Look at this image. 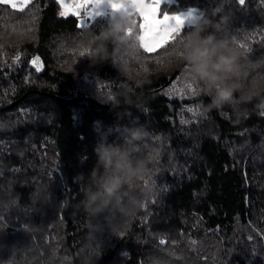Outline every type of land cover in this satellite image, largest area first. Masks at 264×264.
Segmentation results:
<instances>
[{
    "label": "trees",
    "instance_id": "16d2710c",
    "mask_svg": "<svg viewBox=\"0 0 264 264\" xmlns=\"http://www.w3.org/2000/svg\"><path fill=\"white\" fill-rule=\"evenodd\" d=\"M34 6L31 43L18 51L17 37L0 38V144L46 143L58 174L1 181L0 264H264V83L246 102L217 108L181 66L163 67L171 46L131 58L142 80L121 76L79 44L112 17L84 29L58 14V0ZM188 6L229 17L227 34L252 63L248 81H264V0H174L162 11ZM37 54L41 75L30 67ZM130 129L143 135L129 150L159 158L127 185L148 194L130 213L91 217L81 200L96 176L95 148L125 144ZM182 250L186 259L174 257Z\"/></svg>",
    "mask_w": 264,
    "mask_h": 264
},
{
    "label": "clouds",
    "instance_id": "9594fccd",
    "mask_svg": "<svg viewBox=\"0 0 264 264\" xmlns=\"http://www.w3.org/2000/svg\"><path fill=\"white\" fill-rule=\"evenodd\" d=\"M216 9L203 13L193 31L179 41L163 64L166 70L181 66L185 76L200 84L210 103L222 108L229 104H240L248 98L259 95L264 81H248L252 63L245 61L241 50L227 34L229 17L222 21L215 19ZM134 28L132 18L118 12L98 33L81 36L82 47H92L91 62L95 64L111 60L121 76H133L132 57H141V50L135 37L126 35L128 28ZM216 33H222L219 38ZM110 48L112 51L110 52ZM116 50L120 55L116 56ZM177 52L180 55H177ZM142 129H130L125 144L99 143L95 148V178L85 186L81 205L91 217L116 213L127 214L134 210L147 189L130 191L129 181L138 182L148 173V160L140 153H133L127 147L142 137ZM129 191L127 197L122 193Z\"/></svg>",
    "mask_w": 264,
    "mask_h": 264
},
{
    "label": "snow or ice",
    "instance_id": "6c2138e0",
    "mask_svg": "<svg viewBox=\"0 0 264 264\" xmlns=\"http://www.w3.org/2000/svg\"><path fill=\"white\" fill-rule=\"evenodd\" d=\"M31 0H0V4L10 7V9L23 13L28 8ZM162 0H108V4L113 12H121L132 18L135 24L137 18L139 23V31L135 32L133 28H128L126 35L135 37L138 41V47L144 54H152L161 49H167L169 46L175 45L181 41L184 36L182 29L185 23L196 24L203 16L194 14V10H189L186 14L168 15L165 13L163 17L159 15L160 4ZM60 4L59 15L61 17L74 16L80 19V27L86 29L85 20L100 15L97 11L101 7L102 0H58ZM243 5L245 0H238ZM115 18V16L113 17ZM81 57L91 55L90 51H81ZM177 55H180L177 52ZM139 62V57H132ZM157 63H161L157 61ZM33 66L36 71H41L40 63L37 59H33ZM190 91H195L199 85L193 88L188 86ZM161 244L165 241L161 240Z\"/></svg>",
    "mask_w": 264,
    "mask_h": 264
},
{
    "label": "rangeland",
    "instance_id": "374dc122",
    "mask_svg": "<svg viewBox=\"0 0 264 264\" xmlns=\"http://www.w3.org/2000/svg\"><path fill=\"white\" fill-rule=\"evenodd\" d=\"M174 0H162L159 9V15L163 17L165 13L168 15L173 14H186L190 9L194 10V14L199 16L201 13H204V10L195 7L188 6L184 7L177 12H163L162 6L164 4H172ZM3 6L0 8V38L4 37L5 40L11 41L13 38H16L18 41L17 50L23 46L25 43H31V39L34 35V27H35V10L34 0L28 5V8L25 9V12L20 13L15 10L10 11L5 8L8 7L6 5L0 4ZM10 8V7H9ZM100 15H95L90 19H86L84 24L89 25L91 23H97L102 19L114 17L118 15V12H113L108 4V0H102L101 7L97 9ZM20 13V15H18ZM69 16V15H68ZM141 21L137 18L136 29H139V23ZM195 26V24L185 23L182 31L187 27ZM24 49V48H23ZM16 51V50H15ZM93 51V50H91ZM159 51V50H158ZM17 64L20 63V57L17 55L14 58ZM264 109V106H263ZM238 110H241L240 108ZM242 111V110H241ZM10 157H15L17 160L11 164L7 163V159ZM159 158L156 155H150L148 160V167ZM31 173H38L44 175H56L58 174L56 163L52 158L51 148L46 143H41L39 145H33L30 149L26 148L25 145L17 142H7L0 144V183L7 177H21L23 175ZM152 175V174H150ZM164 245L167 244V241L164 240ZM177 250V249H176ZM174 257L184 260L186 259V255L184 254V250L181 253L175 252ZM177 264V263H170Z\"/></svg>",
    "mask_w": 264,
    "mask_h": 264
},
{
    "label": "water",
    "instance_id": "95a60500",
    "mask_svg": "<svg viewBox=\"0 0 264 264\" xmlns=\"http://www.w3.org/2000/svg\"><path fill=\"white\" fill-rule=\"evenodd\" d=\"M37 59L38 61H39V63H40V67H41V71H39V72H37L39 75H41V74H43L45 71H46V65H45V62H44V60H43V58L40 56V55H35L32 59H31V61H30V67L32 68V69H34V70H36L35 69V67L33 66V64H32V61H33V59ZM19 101H17L16 103H14L13 105H15V104H17Z\"/></svg>",
    "mask_w": 264,
    "mask_h": 264
}]
</instances>
